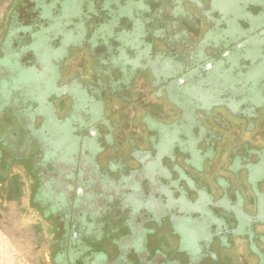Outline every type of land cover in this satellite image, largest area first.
I'll return each instance as SVG.
<instances>
[{
  "label": "flooded vegetation",
  "instance_id": "flooded-vegetation-1",
  "mask_svg": "<svg viewBox=\"0 0 264 264\" xmlns=\"http://www.w3.org/2000/svg\"><path fill=\"white\" fill-rule=\"evenodd\" d=\"M27 186L52 264H264V0H14L2 201Z\"/></svg>",
  "mask_w": 264,
  "mask_h": 264
},
{
  "label": "rangeland",
  "instance_id": "rangeland-1",
  "mask_svg": "<svg viewBox=\"0 0 264 264\" xmlns=\"http://www.w3.org/2000/svg\"><path fill=\"white\" fill-rule=\"evenodd\" d=\"M13 1L0 0V40ZM205 48L207 49L206 45ZM219 115L217 112V116ZM14 172H23V169L16 167ZM30 193V187L27 186L24 194L12 201H2L0 193V264H52V224L32 206ZM233 218H236L237 222L241 221L238 216L234 215Z\"/></svg>",
  "mask_w": 264,
  "mask_h": 264
},
{
  "label": "crops",
  "instance_id": "crops-1",
  "mask_svg": "<svg viewBox=\"0 0 264 264\" xmlns=\"http://www.w3.org/2000/svg\"><path fill=\"white\" fill-rule=\"evenodd\" d=\"M247 259L250 261L248 252H246L245 250L238 249L237 251H234L231 254L230 260L232 262L230 264H247Z\"/></svg>",
  "mask_w": 264,
  "mask_h": 264
},
{
  "label": "trees",
  "instance_id": "trees-1",
  "mask_svg": "<svg viewBox=\"0 0 264 264\" xmlns=\"http://www.w3.org/2000/svg\"><path fill=\"white\" fill-rule=\"evenodd\" d=\"M15 192V191H14ZM19 194H20V192H19Z\"/></svg>",
  "mask_w": 264,
  "mask_h": 264
}]
</instances>
